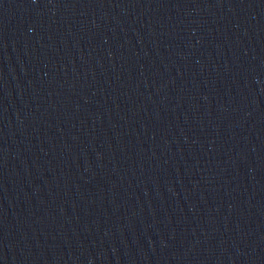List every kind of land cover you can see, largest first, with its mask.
<instances>
[{
  "label": "water",
  "instance_id": "1",
  "mask_svg": "<svg viewBox=\"0 0 264 264\" xmlns=\"http://www.w3.org/2000/svg\"><path fill=\"white\" fill-rule=\"evenodd\" d=\"M0 264H264V0H0Z\"/></svg>",
  "mask_w": 264,
  "mask_h": 264
}]
</instances>
